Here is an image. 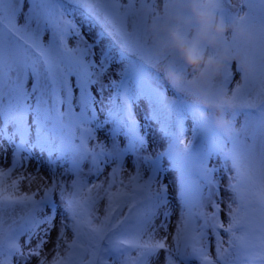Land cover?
I'll list each match as a JSON object with an SVG mask.
<instances>
[{
    "label": "snow or ice",
    "instance_id": "6c2138e0",
    "mask_svg": "<svg viewBox=\"0 0 264 264\" xmlns=\"http://www.w3.org/2000/svg\"><path fill=\"white\" fill-rule=\"evenodd\" d=\"M233 3L214 0L212 8L229 21L248 18L258 44L233 45L252 72L230 66L224 73L244 109L239 130L226 139L170 101L143 63L147 14L158 19L164 0H0V150L12 154L10 167L0 168V264L33 257L38 264H152L161 252L162 264H264V0ZM76 12L87 21L77 22ZM85 26L99 29L91 41ZM106 74L118 77L108 82L111 147L96 135L97 86ZM137 104L147 106L145 124L167 138L164 151H147ZM185 117L193 121L190 135ZM36 155L47 157L53 177L61 162L70 164L69 180L50 179L39 199L20 192L21 180L36 179L22 173ZM127 155L133 168L125 176ZM110 163L106 178L93 183ZM165 172L174 173L180 202L171 245ZM54 229L49 259L44 249ZM68 252L82 258L61 259Z\"/></svg>",
    "mask_w": 264,
    "mask_h": 264
},
{
    "label": "rangeland",
    "instance_id": "374dc122",
    "mask_svg": "<svg viewBox=\"0 0 264 264\" xmlns=\"http://www.w3.org/2000/svg\"><path fill=\"white\" fill-rule=\"evenodd\" d=\"M172 3V0H164V5L160 7L159 9V18L158 19H152L151 14L148 15V23H147V35L146 39L143 43L142 47V56H143V63L152 71L155 77L158 78V83L160 87L165 91L166 96L168 99L171 100H177L182 106L188 108L190 110V116L194 118V120L200 122L201 124L209 127L211 130L215 131L216 133L222 135L223 137L230 138L232 137L238 130L240 124L243 122V115H240V112L243 113L244 109H239L238 106L235 108V110L229 115V129L227 131L223 129H219L214 124V117L213 115L207 111L203 106L196 101L195 99L189 97L184 92L174 88L171 86L166 80L162 79L160 77L159 72H163V64L169 56L167 54H161L159 50L157 49L153 35L151 32V26L152 24L158 22L161 18V15L163 12H166L168 8L170 7ZM236 7V0H234L233 8ZM218 13V12H217ZM219 14V13H218ZM221 15V14H219ZM241 16L243 13L240 14ZM226 20H229L228 17L223 16ZM233 17H240L234 15ZM86 18V19H85ZM76 19L77 22H82L84 19L87 20V17L84 16L82 12H76ZM232 20V19H231ZM243 21L252 29L253 33V39L251 43H238L235 41H228L229 46L231 47L232 53L236 57L235 62H229L224 65L223 72L221 75V78L216 84V90L217 91H224L226 93H230L232 95V92L230 88L226 87L224 84V73L228 67H236L239 66L241 72L245 74H251L252 72V65L249 61L245 60L238 51V47H247L252 48L255 47L258 44V30L256 26L248 19L244 18ZM99 30V29H98ZM85 34L88 36L89 40L95 38V32L90 30L87 26H85ZM107 43V41H105ZM237 45L238 47H233V45ZM132 47H135V43L132 44ZM126 55H130V53H126ZM115 70V69H114ZM116 71H119V69H116ZM154 77V78H155ZM112 79H118V77H113L111 74H106L105 77L102 78V84L103 87L97 86L100 89V94L98 96V104H97V114L99 123L96 125V135L100 142L104 143L106 146L111 147L112 145V136H111V129L112 124L108 121H106V114L108 112V99L109 97H112L115 99L113 89L108 87V82ZM146 105L145 104H137L136 106V112H137V118L141 120V123L143 126L142 133L146 134L149 140V147L147 149L150 153H159L164 151V149L168 146V140L167 138L161 133L160 129L155 127L154 125H147L144 122V116L146 115ZM192 119L189 117H185V128L187 130V134L190 135V127L192 124ZM127 141L126 139L121 136L119 137V147L124 148ZM46 156L36 155L31 160L25 161L24 169L22 170V173L25 177L28 175H31L35 177L36 179L33 182H29L27 179L21 180L20 183V192L22 194H29L31 193L35 198L39 199L40 193L42 191L43 184L48 183L50 179H55L56 181H60L61 179L68 181L69 178L64 175L65 170L70 166L68 162H61L59 166H57L54 171L56 173L55 177H53L50 172L48 165L46 163ZM12 162V154H11V148H7L6 151L0 150V168L8 169ZM125 167L127 168L124 175L127 176L132 173L133 168V157L131 155H127L124 158ZM166 163V161H165ZM111 166V163L107 166H105V174L104 176H101L99 178V181L96 180L95 177H92L93 183H98L100 181H103L106 176L108 175V170ZM18 178V173H14L11 179ZM11 179L9 180V184L11 183ZM164 183L169 185V199L171 201V207L173 209V214L171 217V222L169 224V240L168 243L171 245L172 240L171 237L175 233V228L177 225V219L179 218L180 213V202L176 197V187H175V175L173 172H165L163 174ZM38 185L40 186L38 188ZM0 192H2V189H0ZM11 192L9 191V193ZM223 194V193H222ZM226 195V193L224 194ZM57 205L60 207L61 212L63 213V204L59 201V197H56ZM101 208H103V203L101 204ZM221 219L226 220L224 213H221ZM60 217L57 218V225H59ZM163 235V233H161ZM56 238V231L53 230L51 234V238L49 240V243L45 246L44 249V255L51 259L53 257V245ZM33 244H35V240L33 241ZM212 257H215L216 254V248L215 245L208 250ZM164 257V253L161 252L159 255V259H154L152 261V264H162ZM69 259L71 262L79 261L82 258L81 252H68L64 255H61V259ZM30 264H38L35 257L30 261ZM188 264H200V262L196 259H192L188 262Z\"/></svg>",
    "mask_w": 264,
    "mask_h": 264
},
{
    "label": "clouds",
    "instance_id": "9594fccd",
    "mask_svg": "<svg viewBox=\"0 0 264 264\" xmlns=\"http://www.w3.org/2000/svg\"><path fill=\"white\" fill-rule=\"evenodd\" d=\"M214 0H172L151 32L159 52L171 58L163 69L166 81L198 101L227 131L235 97L217 91L224 65L235 62L228 41L251 43L252 29L240 17L226 20L213 10Z\"/></svg>",
    "mask_w": 264,
    "mask_h": 264
},
{
    "label": "trees",
    "instance_id": "16d2710c",
    "mask_svg": "<svg viewBox=\"0 0 264 264\" xmlns=\"http://www.w3.org/2000/svg\"><path fill=\"white\" fill-rule=\"evenodd\" d=\"M86 19V18H85ZM84 19V20H85ZM87 21V20H86ZM92 31H94V32H96V31H98V29H93ZM168 63H171V58L169 57L168 59H167V61H165V63L163 64L164 66H163V69L166 67V65L168 64ZM159 74H160V77L162 78V79H164V80H166L165 79V75H164V72H159Z\"/></svg>",
    "mask_w": 264,
    "mask_h": 264
}]
</instances>
